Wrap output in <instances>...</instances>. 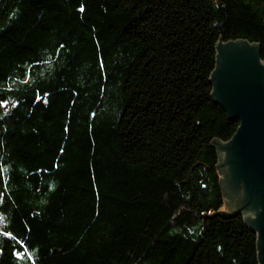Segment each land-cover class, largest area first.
Masks as SVG:
<instances>
[{
	"label": "trees",
	"instance_id": "obj_1",
	"mask_svg": "<svg viewBox=\"0 0 264 264\" xmlns=\"http://www.w3.org/2000/svg\"><path fill=\"white\" fill-rule=\"evenodd\" d=\"M238 41L264 63V0H0V264H260L222 217Z\"/></svg>",
	"mask_w": 264,
	"mask_h": 264
},
{
	"label": "water",
	"instance_id": "obj_2",
	"mask_svg": "<svg viewBox=\"0 0 264 264\" xmlns=\"http://www.w3.org/2000/svg\"><path fill=\"white\" fill-rule=\"evenodd\" d=\"M211 83L215 103L240 124L231 141L215 144L221 187L231 210L222 217L243 216L245 225L258 233L264 264V63L259 46L247 41L220 43Z\"/></svg>",
	"mask_w": 264,
	"mask_h": 264
},
{
	"label": "rangeland",
	"instance_id": "obj_3",
	"mask_svg": "<svg viewBox=\"0 0 264 264\" xmlns=\"http://www.w3.org/2000/svg\"><path fill=\"white\" fill-rule=\"evenodd\" d=\"M226 205L224 206V208L222 209V212H225V213H231V210L227 204V201L225 203Z\"/></svg>",
	"mask_w": 264,
	"mask_h": 264
},
{
	"label": "bare ground",
	"instance_id": "obj_4",
	"mask_svg": "<svg viewBox=\"0 0 264 264\" xmlns=\"http://www.w3.org/2000/svg\"><path fill=\"white\" fill-rule=\"evenodd\" d=\"M224 44V43H223ZM227 44V43H226ZM213 91H214V88H213ZM233 139V138H232ZM231 139V140H232ZM218 150V149H217ZM219 152V151H218ZM220 155V154H219ZM220 174V173H219ZM221 179H222V176H221ZM227 201V200H226ZM242 216V215H241ZM243 217V216H242ZM244 220V219H243ZM253 232V231H252ZM254 233V232H253ZM254 234H256L257 235V240H258V233H254Z\"/></svg>",
	"mask_w": 264,
	"mask_h": 264
},
{
	"label": "flooded vegetation",
	"instance_id": "obj_5",
	"mask_svg": "<svg viewBox=\"0 0 264 264\" xmlns=\"http://www.w3.org/2000/svg\"><path fill=\"white\" fill-rule=\"evenodd\" d=\"M233 202V206L235 205V203H234V200L233 199H231V202L229 201V203L231 204ZM238 202V201H237Z\"/></svg>",
	"mask_w": 264,
	"mask_h": 264
},
{
	"label": "snow or ice",
	"instance_id": "obj_6",
	"mask_svg": "<svg viewBox=\"0 0 264 264\" xmlns=\"http://www.w3.org/2000/svg\"><path fill=\"white\" fill-rule=\"evenodd\" d=\"M81 11H83V9H81Z\"/></svg>",
	"mask_w": 264,
	"mask_h": 264
}]
</instances>
